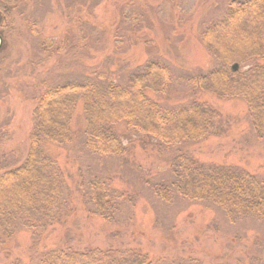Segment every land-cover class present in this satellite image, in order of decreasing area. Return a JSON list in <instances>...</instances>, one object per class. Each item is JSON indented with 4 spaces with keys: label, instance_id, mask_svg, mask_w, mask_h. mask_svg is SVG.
Segmentation results:
<instances>
[{
    "label": "rangeland",
    "instance_id": "1",
    "mask_svg": "<svg viewBox=\"0 0 264 264\" xmlns=\"http://www.w3.org/2000/svg\"><path fill=\"white\" fill-rule=\"evenodd\" d=\"M229 0H37L26 13L42 37L61 50L49 57L23 21L8 36L0 54V167L25 159L32 112L43 84L104 71L116 78L152 57L161 58L174 74L165 104L204 101L225 124L207 139L182 145L200 162L237 166L264 175V137L254 133L242 99L218 98L193 89L184 76L204 72L213 60L200 40L207 20L219 16ZM119 35V38H115ZM115 39L119 43L115 44ZM116 75V76H114ZM79 101L73 118V141L44 143L67 176L68 214L39 237L20 227L11 236L0 232V264H36L48 249L131 248L151 259L178 264H264V222H230L208 202L178 196L164 203L149 183L167 182L177 148L167 150L154 139L116 126L125 154L100 156L83 144L85 122ZM0 170V171H2ZM97 177L122 199L112 222L91 215L83 199L88 180Z\"/></svg>",
    "mask_w": 264,
    "mask_h": 264
},
{
    "label": "trees",
    "instance_id": "2",
    "mask_svg": "<svg viewBox=\"0 0 264 264\" xmlns=\"http://www.w3.org/2000/svg\"><path fill=\"white\" fill-rule=\"evenodd\" d=\"M37 0H0V54L8 36L21 19L49 57L62 48L57 41L41 36L38 23L27 15L28 4ZM119 38V35H115ZM115 39V44L119 41ZM200 40L213 60L211 68L191 73L184 80L199 91L218 98H239L247 106L252 129L264 137V0H229L223 12L207 20ZM116 76V75H114ZM174 74L161 58L152 57L118 75L104 71L45 83L32 112L29 148L22 163L0 167V232L11 236L15 228L37 237L67 214L70 199L67 176L43 144L69 145L73 141L72 122L79 101L85 122L83 144L100 156H122L125 146L116 131L124 124L131 134L154 139L167 150L177 148L169 165L167 182L149 183L155 197L164 203L178 196L188 201L208 202L230 222L253 219L264 222V175L231 165L198 161L184 144L203 141L219 133L225 121L204 101L190 100L165 104ZM83 199L88 213L104 222L114 220L118 202L106 182L88 180ZM36 264H178L151 259L140 250L98 247L84 250L48 249Z\"/></svg>",
    "mask_w": 264,
    "mask_h": 264
},
{
    "label": "water",
    "instance_id": "3",
    "mask_svg": "<svg viewBox=\"0 0 264 264\" xmlns=\"http://www.w3.org/2000/svg\"><path fill=\"white\" fill-rule=\"evenodd\" d=\"M0 44H1V38H0Z\"/></svg>",
    "mask_w": 264,
    "mask_h": 264
}]
</instances>
